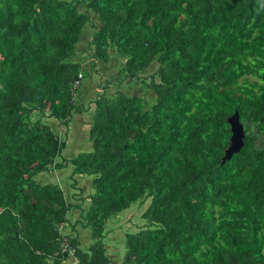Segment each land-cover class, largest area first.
I'll return each instance as SVG.
<instances>
[{"label":"trees","instance_id":"16d2710c","mask_svg":"<svg viewBox=\"0 0 264 264\" xmlns=\"http://www.w3.org/2000/svg\"><path fill=\"white\" fill-rule=\"evenodd\" d=\"M87 25L88 67L114 56L118 85L135 79L155 99L97 95L91 149L63 158L44 118L86 109ZM235 111L244 146L221 165ZM260 134L264 0H0V264H117L109 221L136 204L144 223L124 234L122 264H264ZM67 166L90 181L76 202L36 179Z\"/></svg>","mask_w":264,"mask_h":264},{"label":"rangeland","instance_id":"374dc122","mask_svg":"<svg viewBox=\"0 0 264 264\" xmlns=\"http://www.w3.org/2000/svg\"><path fill=\"white\" fill-rule=\"evenodd\" d=\"M90 35L91 28L87 25L82 40L78 44L76 57V60H80L87 67L91 60L88 59L85 48ZM118 67L119 60L114 56H112L110 61L106 64L102 61H97L95 68L91 69L88 67L90 75L83 80V86L80 88L78 94L79 100L84 104L86 109L81 114L74 115L69 124H63L50 118H44V122L50 124L62 139H66V147L61 154L63 158H71L72 155L77 154L80 151L91 149V142L88 139V130L91 124V115L95 106L93 101L97 95L101 93L111 94L119 87L128 93L144 96L149 104L154 102V95H145V92L140 89L139 81H136L135 79H123L119 86L118 81L121 80V77L119 78L118 76ZM259 136L260 138L257 141V145L264 148V135L260 134ZM36 179L39 182L42 181L44 183H58L72 202H76V200L71 195L73 193H78L80 189L83 190L84 197H87V194L90 193L91 185L89 179L84 176H73L71 166H67L60 170L54 169L50 172H44L37 175ZM88 202L89 199L86 198L83 206L85 207ZM144 206L145 204L143 206H140L139 204L133 205L119 215L114 216L110 220L111 222L109 221L110 224L108 226L111 231L105 239V242L109 254L115 259L117 264H122L124 234L130 231H137L144 223L140 217ZM78 217V211L72 212L69 215L71 223H74ZM76 227L82 243L84 245L89 244L92 241L89 230L80 229L79 225ZM67 230H71L70 226H68ZM74 263L75 262L70 259L64 264Z\"/></svg>","mask_w":264,"mask_h":264},{"label":"water","instance_id":"95a60500","mask_svg":"<svg viewBox=\"0 0 264 264\" xmlns=\"http://www.w3.org/2000/svg\"><path fill=\"white\" fill-rule=\"evenodd\" d=\"M227 122L230 126L231 135L228 146L224 150V154L221 158V165L231 159L234 154L239 153L244 146L245 128L244 125L239 121L238 112L235 111L232 115H230L227 118Z\"/></svg>","mask_w":264,"mask_h":264},{"label":"built area","instance_id":"2783aa9c","mask_svg":"<svg viewBox=\"0 0 264 264\" xmlns=\"http://www.w3.org/2000/svg\"><path fill=\"white\" fill-rule=\"evenodd\" d=\"M81 79H82V75L79 74V75H78V78L74 80L73 86H74V87H77V86L80 84Z\"/></svg>","mask_w":264,"mask_h":264},{"label":"crops","instance_id":"0c3cea01","mask_svg":"<svg viewBox=\"0 0 264 264\" xmlns=\"http://www.w3.org/2000/svg\"><path fill=\"white\" fill-rule=\"evenodd\" d=\"M264 135V134H263ZM259 138H260V136H259Z\"/></svg>","mask_w":264,"mask_h":264}]
</instances>
